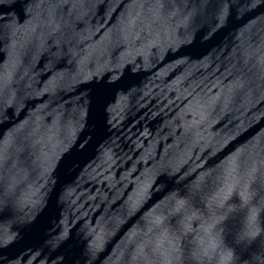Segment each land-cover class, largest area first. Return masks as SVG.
<instances>
[{"label":"water","instance_id":"water-1","mask_svg":"<svg viewBox=\"0 0 264 264\" xmlns=\"http://www.w3.org/2000/svg\"><path fill=\"white\" fill-rule=\"evenodd\" d=\"M0 264H264V0H0Z\"/></svg>","mask_w":264,"mask_h":264}]
</instances>
